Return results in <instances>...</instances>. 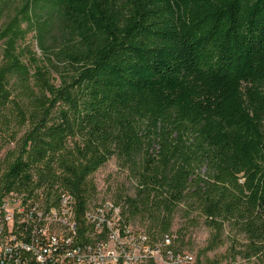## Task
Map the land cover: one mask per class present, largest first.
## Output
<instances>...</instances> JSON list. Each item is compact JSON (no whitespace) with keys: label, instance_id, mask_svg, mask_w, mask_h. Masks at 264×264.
I'll use <instances>...</instances> for the list:
<instances>
[{"label":"trees","instance_id":"trees-1","mask_svg":"<svg viewBox=\"0 0 264 264\" xmlns=\"http://www.w3.org/2000/svg\"><path fill=\"white\" fill-rule=\"evenodd\" d=\"M12 144L1 189L58 184L80 218L116 157L128 222L159 240L183 204L211 230L203 252L228 230L230 256L264 264V0H0V152Z\"/></svg>","mask_w":264,"mask_h":264},{"label":"built area","instance_id":"built-area-1","mask_svg":"<svg viewBox=\"0 0 264 264\" xmlns=\"http://www.w3.org/2000/svg\"><path fill=\"white\" fill-rule=\"evenodd\" d=\"M44 189L0 185V264H197L171 233L155 240L135 228L116 201H92L79 218L73 194Z\"/></svg>","mask_w":264,"mask_h":264},{"label":"rangeland","instance_id":"rangeland-1","mask_svg":"<svg viewBox=\"0 0 264 264\" xmlns=\"http://www.w3.org/2000/svg\"><path fill=\"white\" fill-rule=\"evenodd\" d=\"M32 33L28 38L32 40ZM35 49L38 48L35 46ZM12 144L4 148L0 152V160L9 148H14ZM97 184L98 194L93 202L105 201L106 199L116 201L118 194L123 196H133L135 194V181L131 179L126 169L122 168L116 157L111 158L104 166H102L93 176ZM185 207L182 204L176 213L173 221L171 233L175 238V245L178 246L180 241L183 244L180 250L188 251L196 256L197 264H210V261H218V264H261L260 258L253 257L245 259L240 255L234 258L227 253L228 247L231 245L232 237L228 230L224 234V245L215 250L203 252L211 230L207 225L205 218L197 212L187 215ZM135 228L148 227L152 225L151 221L143 222L139 218L130 222Z\"/></svg>","mask_w":264,"mask_h":264}]
</instances>
